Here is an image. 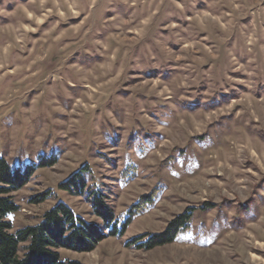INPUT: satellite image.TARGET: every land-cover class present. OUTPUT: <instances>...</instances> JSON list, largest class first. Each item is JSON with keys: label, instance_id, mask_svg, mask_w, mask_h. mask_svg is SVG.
Segmentation results:
<instances>
[{"label": "rangeland", "instance_id": "rangeland-1", "mask_svg": "<svg viewBox=\"0 0 264 264\" xmlns=\"http://www.w3.org/2000/svg\"><path fill=\"white\" fill-rule=\"evenodd\" d=\"M0 157L36 166L12 231L58 202L101 225L61 188L85 165L130 217L64 261L264 264V0H0Z\"/></svg>", "mask_w": 264, "mask_h": 264}, {"label": "trees", "instance_id": "trees-1", "mask_svg": "<svg viewBox=\"0 0 264 264\" xmlns=\"http://www.w3.org/2000/svg\"><path fill=\"white\" fill-rule=\"evenodd\" d=\"M56 162V156L42 158L37 166H50ZM35 168V165H28L25 169L13 167L6 158L0 157V264H82L75 260H62L59 250L91 251L108 235L125 232L130 217L119 223L109 195L102 189L87 185L86 165L63 182L61 188L76 194L88 191L93 213L102 221L101 225L85 220L66 203L58 202L45 212L38 224L12 231L7 215L19 210L13 194L28 182ZM45 198L43 195L36 201ZM188 219V213L174 218L164 233L149 239L145 246L153 248L175 240Z\"/></svg>", "mask_w": 264, "mask_h": 264}]
</instances>
